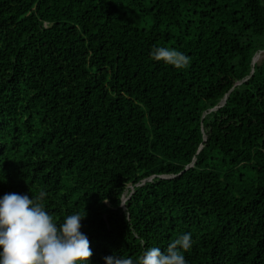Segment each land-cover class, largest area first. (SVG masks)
I'll list each match as a JSON object with an SVG mask.
<instances>
[{
    "label": "trees",
    "instance_id": "obj_1",
    "mask_svg": "<svg viewBox=\"0 0 264 264\" xmlns=\"http://www.w3.org/2000/svg\"><path fill=\"white\" fill-rule=\"evenodd\" d=\"M263 50L264 0H0V196L85 215L89 264H264Z\"/></svg>",
    "mask_w": 264,
    "mask_h": 264
},
{
    "label": "clouds",
    "instance_id": "obj_2",
    "mask_svg": "<svg viewBox=\"0 0 264 264\" xmlns=\"http://www.w3.org/2000/svg\"><path fill=\"white\" fill-rule=\"evenodd\" d=\"M150 57L178 69L189 63L184 52L165 45L154 46ZM44 195L9 192L0 196V264H89L92 249L88 235L81 231L85 215L73 212L57 223L41 202ZM191 244V232H184L166 249L149 247L136 260L124 256L104 260L106 264H187L181 250Z\"/></svg>",
    "mask_w": 264,
    "mask_h": 264
},
{
    "label": "water",
    "instance_id": "obj_3",
    "mask_svg": "<svg viewBox=\"0 0 264 264\" xmlns=\"http://www.w3.org/2000/svg\"><path fill=\"white\" fill-rule=\"evenodd\" d=\"M259 53H260V51L257 52V53L255 54V56L253 57V63L256 62V60H257V56H258ZM239 83H240V82H239ZM226 98H227V95L222 99V101L220 102L219 105H217V106L211 108V110H215V109L219 108L220 106H222L223 104H225V102H226ZM204 116H205V114H203L202 118H203ZM205 138H206V137H205ZM194 160H195V159H194ZM193 164H194V163L188 165L186 168L192 166ZM162 177H169V176L164 175V176H162ZM133 189H134V188H133V185H131V191H130V193H129L127 196L124 195L122 201L126 202V200L130 198L131 194L133 193ZM123 207H125V205H124Z\"/></svg>",
    "mask_w": 264,
    "mask_h": 264
},
{
    "label": "bare ground",
    "instance_id": "obj_4",
    "mask_svg": "<svg viewBox=\"0 0 264 264\" xmlns=\"http://www.w3.org/2000/svg\"><path fill=\"white\" fill-rule=\"evenodd\" d=\"M260 56H261V52L258 54V56H257V59H259V58H260Z\"/></svg>",
    "mask_w": 264,
    "mask_h": 264
},
{
    "label": "rangeland",
    "instance_id": "obj_5",
    "mask_svg": "<svg viewBox=\"0 0 264 264\" xmlns=\"http://www.w3.org/2000/svg\"><path fill=\"white\" fill-rule=\"evenodd\" d=\"M263 52H264V50H263ZM129 187H131V184H129Z\"/></svg>",
    "mask_w": 264,
    "mask_h": 264
}]
</instances>
